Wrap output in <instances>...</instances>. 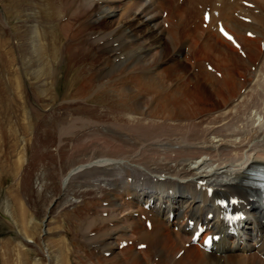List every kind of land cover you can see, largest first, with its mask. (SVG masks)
Segmentation results:
<instances>
[{"label":"bare ground","instance_id":"bare-ground-1","mask_svg":"<svg viewBox=\"0 0 264 264\" xmlns=\"http://www.w3.org/2000/svg\"><path fill=\"white\" fill-rule=\"evenodd\" d=\"M101 1L102 5H98V2H93V0H49L47 2L49 14L45 15L34 8V0H26L25 2L14 0L13 6L5 11L6 15H12V17L22 16V13L32 11L31 13L23 14V17L30 22L32 20H40L39 26L35 25L33 27L29 25L26 28L22 27V30H18L13 26L15 30L12 36L16 40L14 44L16 48L23 46L26 51L24 57L21 54V65L23 66L24 64V70L28 72V69L31 71L36 67L31 74H34L37 78L46 77L47 81L48 79L51 80L50 86H46L44 91L41 89L38 91V88L34 86L35 83L28 86L25 91L21 88L23 83L21 84V81L18 80V75L10 73L9 69L4 71L9 76L17 78L15 79L17 80L15 85L19 87V92H17L20 93V101L23 104V108L29 109V111L32 110L36 116L35 122L32 120L34 124L30 122L31 120L27 122L28 120L25 119L26 123L29 124L28 127L26 125L27 129L25 131L28 132L31 128L38 134H36L38 138L48 135L54 140L59 138L55 137L56 134L61 139L63 135L67 134L66 137L68 136L70 128L75 129L84 126L78 130L82 138L91 131L89 127L87 129L85 124L91 123V119L94 118L91 116L89 122L85 123V118L88 119L89 111L83 112V110H95L94 116L99 117L100 121L97 122V117L93 120L98 125H101L102 122L105 123L102 118L106 115L102 113L104 111H108L110 117L121 112H126L125 115L131 120H138L133 116H142L146 119L151 118L153 121L162 120L166 122V124L156 126L155 130L150 131L151 127L149 128L150 132L144 133L140 124L127 126L129 128L128 132L133 139L131 142L134 141L133 144L127 143L131 148L129 150L136 151L139 146L137 143L143 140L148 142L153 141L155 138H160V142H164V144L160 145L163 146V149L160 151H154L153 146H147L142 149L143 152L139 154L140 157L132 162L134 166L131 169L123 168L121 170L122 174H118L113 166L119 165V162H116L117 159H99L93 161L94 164L71 168L64 174L66 178L65 182L74 174L94 168L93 170H100V173L97 175L103 178L101 182L105 186L120 187L121 192L123 191L125 196L130 197L132 205H137V203L141 202L143 206L147 201L152 200L153 204L148 211L145 212L142 208L140 209V215L146 213L150 216L151 230L140 228V221L136 220H133L134 223H130V229L133 231L136 229V226L140 228L133 232L135 238L141 240L139 244H146L147 249H149L151 244L153 251H149V256L160 252L161 255H158L160 256L159 262L161 264H168L170 255L176 249H179L178 251L183 249L181 248V242L186 237L178 229L176 232L178 242L175 243L171 237L170 227L180 226L178 222L185 219L203 221L206 219V214L213 210V202L218 196H236L242 201V208L247 206L250 208L248 211V221L245 222L238 236L223 238L220 243L216 244L215 251L211 253L201 252L196 247L184 249V254L179 258V262H175L179 264L191 263L190 259L196 255L193 248H196V252L202 256V264H264V204L260 194L251 189L249 185L252 182L249 173L254 172L259 167L264 168V151L263 149L260 152L255 151L257 147L253 144L256 142L255 139H259L261 135H258V137H256V134L249 135L244 140L241 138L239 144L237 145L236 143L237 146L233 149L236 150L237 158L235 160L231 158L232 161L224 160L218 164H214L204 158L200 159L202 154L209 155L207 153L209 151L206 152V148H199V152L195 150L197 152L195 154H202L197 155V158L190 157L188 159L185 158L186 152L181 150L182 148L176 151L171 149V146L175 145V143H181L187 139L193 140V142H202L209 138L211 139V136H214L213 138L215 139L223 136L219 135L220 131H214V129L209 132L207 127L203 128L201 132L198 130L207 118L200 116L202 111L212 110V114H220L216 122L212 123L213 128L217 127L220 130L219 125L225 126V128L227 127L226 132H229L228 138L241 137L239 136L240 133H243L240 131L241 129L235 126V122H229V120H236V122H241L242 129L245 127V123L239 119L242 117L237 115L238 111L233 115H230V113L225 114L223 111L233 108L235 99L240 98V91L246 88L248 83L250 84L251 78H258L253 73L247 71V68L255 64L264 53L257 48V44L261 45L264 42V0H262V4L256 1L259 9H261L256 14L253 12L254 10L251 11L238 6L236 2L230 0H184L181 4L177 3L179 0H127L124 3L126 6L123 10V17L116 20L115 25L114 22L110 21L115 16L111 15L116 10L113 4L115 0ZM196 3L197 5H201V9L211 6L212 15L217 12V18L226 17L228 19L224 23L235 34L236 39L241 45V49H245V59L239 57L236 54V50L232 49L229 43L216 33V30L215 39L220 43H224L225 47L222 48L221 46H217L216 43H212L209 37L200 40L199 44L197 43L201 37L199 26L195 25L193 28L189 26L197 18L193 10H190L194 8ZM71 5H74L73 10H70ZM162 9H166L168 12L166 20H162L161 18ZM88 11L90 15L87 14ZM204 11L205 9L202 10V15ZM234 12H237V15L241 17H249L251 22L244 23L237 21L236 19L238 18L235 19ZM64 17L65 21L62 22ZM215 19L211 16L210 27L213 22L217 21ZM165 22L168 23L167 29H164ZM244 29H246L245 33L249 31L254 34V37L251 39L242 37L241 34ZM55 32L58 33V36ZM135 33H139V35L137 34L138 36H136ZM57 38H61V40L59 41ZM5 40L7 39L5 38ZM63 40L65 43H63ZM140 40L150 41L149 45H152V47L141 46ZM187 40L193 41V46H198L199 48L196 54L193 53L194 66L197 67V70L194 71L195 80L193 82L186 80L185 85H183L184 81H182V88L179 85H173L183 77L184 73L175 76L174 71L170 69L163 70L157 74H150L151 78L145 79L146 74L155 69L162 59H164L162 56L166 50L170 48L171 51H176L178 46ZM114 42H118L116 48L112 46ZM49 44L50 46H48ZM159 47L160 50L157 51L156 49ZM225 49L230 52L228 55L224 52ZM152 50L156 52L154 55L149 56ZM4 54L6 55V50ZM109 55H112V59H110ZM123 55L125 56L124 62L120 60V57ZM204 55L205 57H213L212 59L216 61L214 65L217 68L216 70L222 72L221 77L204 70L202 65V61L205 58ZM97 57H99V61L94 66ZM4 59L5 57L0 55V61ZM115 59H118V61H115ZM262 59H264V55ZM176 63V67H183L186 61L178 60ZM258 67L254 72L256 75L258 71L260 72V67ZM261 69H264V65ZM177 71L182 72L179 69ZM57 76L64 81L61 83L62 85L66 84L64 92H61L60 95L57 93ZM128 76L129 79H127ZM156 76H161L162 78H155ZM2 77L4 76L2 75ZM130 79L142 82V88L145 86V88L147 87V89L152 91L149 93L151 96L145 99L144 97H140L139 91L137 95L132 89L130 90L128 88L130 86H126L125 83V81H129ZM263 82L261 79L258 82L255 80V86H251L250 90L247 89L249 91L247 99L243 97L244 99L240 102L244 108L243 114L246 110L250 109V105L257 109L260 107L259 103H253V99L260 101L261 98H264ZM138 88L140 89V87ZM46 92L49 95V103H54L58 99L66 100L60 108L67 111L73 109L71 112L74 114L72 115L73 117L69 118L68 112L67 114L65 112L59 113L54 111L55 113L50 112V115H47L45 111H42L38 97ZM5 96L7 97V95ZM155 99L157 105L152 107V110L150 109L149 112L144 111L143 107H149L151 105L150 102H153ZM41 100L44 102L43 99ZM244 101L249 105H246ZM0 105V109H2L0 124L3 125L7 121V110H5L2 104ZM90 106H94L96 109H90ZM60 108L55 110L57 111ZM24 113L26 112L24 111ZM170 123L175 125L171 126ZM80 124L84 125L79 126ZM204 124L208 125V123ZM150 125L152 126L153 124ZM167 126L168 128L174 127L175 131H179L181 133L180 137L176 135V138L171 142L174 136L170 139L165 138L167 139L165 140L162 139V134L158 135L155 133L156 130L164 129ZM195 131L197 135L193 138L191 135ZM260 131L261 129L258 128L255 133H260ZM66 137L64 138L67 139L68 137ZM101 137L103 136L101 135ZM111 138L113 136L106 138V140ZM121 142L126 145L124 141L120 140ZM217 142H220V140L217 139L215 143ZM210 143L212 144V141ZM263 147L264 144L262 145ZM38 150L40 151L39 148ZM149 151L152 156H162L163 159L158 158L157 160L154 157L151 158L150 154V159L144 157V152L147 153ZM226 151L224 147L220 150L218 149V155L221 157ZM167 160L171 163H167ZM110 161H112V164L107 165V162ZM110 173H113V175ZM95 177L97 178V176ZM129 177L132 178L130 183L127 182V178ZM200 181L205 182V185H198ZM207 185H210L214 189L211 198L207 197L206 190L204 189ZM121 192H118V195ZM88 193L90 194L89 191ZM169 213H173L172 223L167 219ZM95 222L102 226L105 224L104 221L92 218L86 223L84 229L94 226L93 231L97 232L96 230H98V234L106 231L96 227ZM209 223L212 226L214 225L215 228H222V225L217 223L215 217ZM126 226L128 228L129 225L127 224ZM94 243L97 244L98 242ZM101 243L103 244L102 241ZM81 244L86 248V242ZM79 246L81 247L80 244ZM243 253L248 254L244 256ZM148 255L146 256L147 258H149ZM141 260L138 258L139 263H141ZM145 261L147 260L144 259L143 262ZM171 264H174V262Z\"/></svg>","mask_w":264,"mask_h":264},{"label":"rangeland","instance_id":"rangeland-1","mask_svg":"<svg viewBox=\"0 0 264 264\" xmlns=\"http://www.w3.org/2000/svg\"><path fill=\"white\" fill-rule=\"evenodd\" d=\"M13 1L14 0H0L1 2L0 9L2 11L4 10L3 12L0 10V13L1 12L3 13V15H1L2 19L0 20V45H1L0 55H3L5 57L4 60L0 61V64H1L0 65V83H1L0 84V104H2L5 110H7L6 111L7 121H5L3 125L0 124V126L2 127L0 129V132H2L1 133V144L2 145L0 144V264H161L159 262L160 256L158 255V254L161 255L160 252L156 253V255L158 256H156L155 254H152L151 256L148 255L149 251H153L151 249L152 248L151 244L149 246V249L145 247L146 251L148 250L147 252L144 250L143 251L135 250L134 248L135 244L132 246H128L125 249H120V250L117 249V244L119 245V241L136 239L133 232H135V230H138L142 227L139 228L136 226V229L133 231L132 229H130V223L131 222L134 223L133 220L140 221L139 219H134L132 216H127L128 218H125L124 221L120 222V225L119 223H117L118 225L114 223L113 226H109L106 223V222H110L113 218H116L117 212L121 210L118 208H123L124 206L122 204H117V206H114V205L107 206L106 205L108 204V201H106L105 198L102 197V194L104 191L108 192L109 190L103 187V183L101 184L102 178H99L97 176L98 178L97 179L96 177L92 176L93 173L89 174L87 171H85L83 175H82V172H80V173L70 176L69 178L70 180L68 179L65 182L66 178L64 174H66L67 169L69 171L71 168L82 166V164L84 165L85 163L89 161H93V160L95 161V159L104 158V157H109L108 160L117 159L116 162H119V160L122 161L120 165H122L123 167H119L118 165L116 167V165H113L114 168L116 169V172L118 174H122L121 170H123V168L131 169L134 166V165H131L133 164L131 160L135 158L136 159L139 158L140 157L139 154L143 152L142 149L146 148L147 146L148 147L153 146L152 148L154 149V151H160L161 149L159 147H162L163 149V146H160V145L164 144V142H160L161 141L160 138L158 139L155 138L153 139V141L151 140L148 142L143 140L142 142L137 143L139 146L136 151L129 150L131 148L130 146L127 145V143L133 144L134 141L131 142V140L133 139L131 138V134H129L128 132L129 128L127 126L129 125L130 127V125L140 124V126L142 127V131L144 133V132L149 131V128L152 127L150 131H153L157 128L156 126L162 125L164 123L166 124V122H163L162 120L153 121L151 118L146 119L142 116L141 117L137 116V119H138L137 121L136 119L131 120V119H128L127 116L125 115L126 112H121L115 116L110 117L108 115V111H104L102 113L106 115L103 116L102 118L104 119L103 121H105V123L102 122L101 125L100 124L98 125V124H95L93 120L94 118L97 117V116H94L95 110H83V112L89 111L88 119L85 118L86 119L85 123L89 122V120L91 119V116L94 117L91 119V123L85 124L87 126V129L89 128L91 129L88 135L81 138V134L78 133V130L83 128L84 126H81V125H84V124H80L79 126L81 127H77L75 129L70 128L69 134L67 136L68 138L66 137L67 135L66 134V135H63V137L60 139V136L56 134L55 137L56 138L59 137L57 138L59 140L54 139V141H52V139H50V141H47V142H50L49 144H47L46 142H40L39 140L42 139V137L41 138L37 137L39 140H34V137L36 135H33L34 134L33 130L30 128L32 131L30 130L27 132L25 131V129H27L29 125L28 123H26V120H28L27 122H29V120H31L30 122H33L32 120H34L35 122L36 116L34 115L32 110L29 111V109L23 108L22 106L23 104L20 101V93H18L19 87L15 85L17 81L15 79L17 78L9 76L4 71L9 69V72L11 71L10 73L14 75H18L19 76V77L17 76L18 80L21 81L20 82L21 84L23 83L21 85V88L25 91L28 86L32 85V83L37 84V85L34 84V86L38 88V91L40 89L44 91L46 86L48 87L50 86L51 80L48 79V82H47L46 77L37 78V76H34V74H31L36 67L32 69L31 71H29L28 69V72H27L24 70V64L23 66L21 65L22 55L24 57V55L26 54V51L23 46L16 48V46L14 45L16 40L12 36V33L15 30L13 26H15L18 30H22V27L26 28V26H29V25L34 27L35 25H38L40 23V20L39 21L32 20L30 22L28 19L26 20L23 17V14H27L28 12L31 13L32 11H26L21 14L22 16L19 15L16 17L14 16L12 17V15H9V16L6 15L5 11L8 10L9 7L13 6ZM21 1L25 2L26 0H21ZM34 1H35V5H34L35 9L39 10L42 14H45V15L49 14V8L47 5V2L49 0H34ZM256 1H259V0H256ZM118 2L122 4L123 8L120 5V3L116 4L117 0L113 2L117 10H115L116 12L111 14L115 16H113V19H110V21L114 22V25L116 24V20H119L123 17V10L125 9V6H126L124 3L127 2V0H118ZM73 8H74V5H71L70 10H73ZM87 14L90 15L89 11L87 12ZM237 17H239V15H237ZM1 21L5 22L3 23L4 25H2ZM6 23L8 24L9 27H5ZM193 24L194 23L190 24L189 26L193 28ZM8 31H11V33H9ZM55 34L58 36L57 32H55ZM135 34L136 36L139 35V33H135ZM207 37H209V39L212 40L213 42L212 37L210 36H207ZM5 38L7 40H5ZM9 39H10V43H9ZM57 39L59 41L61 40V38H57ZM216 41L218 42L219 45H221L222 47H225L224 43H220L218 40ZM149 42L150 41L148 40L139 41V43H141V46L151 48L152 45L150 46ZM63 43H65L64 40H63ZM117 45H118V42L117 43L114 42L112 44L114 48H116ZM182 45L189 46V43L185 42L184 44H181L179 47L182 48ZM48 46H50V44ZM194 49H195L194 53L196 54L199 48L198 46H196L194 47ZM5 50H6V55L4 54ZM156 50L159 51L160 47ZM155 52H156L155 50H152L149 56L154 55ZM177 53L179 54L178 48L176 51L175 50L171 51L170 48L166 50L164 55L162 56V58H164L161 61L162 63L160 62L158 66L155 67V69H153L152 71H149L146 74L145 79L151 78V75H153L154 73L157 74L158 72H162L163 70L170 69L174 71L175 76H179L184 73L183 77L173 85H179L182 88V84L185 85L186 80L189 82H193L195 80L194 72L192 74H187V72H192V70L190 69H193V68L190 65L185 63L183 67H180V66L176 67V65H174V61H169L171 56L173 54L176 55ZM109 57L110 59H112V55H109ZM124 57H125L124 55L120 57V60L122 62L125 61ZM205 58L211 61L214 60L210 56H206ZM98 61H99V57L95 59L94 66L97 64ZM115 61H118V59H115ZM165 61H167V63L163 65ZM15 63H18L20 67L16 65ZM258 65L260 67V68L258 67L260 72L259 71L257 72L256 77L263 79L264 69L263 70L261 69L263 65H260V64ZM16 67H19V68L17 69ZM176 69L177 70L179 69L182 72H179ZM22 72H25V73H22ZM2 75L4 77H2ZM155 78H162V77L156 76ZM56 79H57V93L60 95L61 92H64L66 84L64 83L62 85L61 83H63L64 81H62V79L59 78L58 76L56 77ZM127 79H129V76ZM255 80L256 79H254V81L251 82L252 87L255 86ZM58 81H59V84H58ZM182 81H184V83H182ZM38 83L39 84L41 83V84L39 85ZM125 83H126V86H130L128 88L130 90L132 89V91H134L136 94L139 91L141 94L140 97H144L145 99H148L151 96V94L149 93L152 91L150 89H147V87L145 88V86H143L142 88L141 86L142 82H139L138 80L136 81V80L130 79L129 81H125ZM137 86L140 87L141 90ZM61 88L63 89L62 91H61ZM248 90H250V88ZM50 92L52 93L51 90ZM246 92L240 93V98L238 97L237 99H235L233 103L234 106L232 109L223 111V113L225 114L230 113V115H233L234 113H236V111H238L237 115L242 117L239 119H241L242 122L245 123V127L242 129L241 122L237 123L236 120H229V122H236L235 126L241 129L240 131L243 132V133H240L239 135L241 137L237 136V137L228 138L227 136H229L228 135L229 132L228 131L226 132L227 127L225 128V126L222 127L221 125H219L218 127L220 128V130L217 127L213 128L214 126L212 123L216 122L217 117L220 114L218 113L212 114L211 112L212 110L202 111L200 116L207 117L206 119L205 118H202V119H205L204 123H208V125H205L203 123L202 127L199 128L198 130H200L201 132L203 128L207 127L209 132L212 131L213 129L214 131H218V132L220 131L219 135H223L222 137L217 138L218 140H220V142L215 143L217 139L213 138L214 136H211V139L209 138L205 140L206 142L205 141L193 142V140L187 139L181 143H175V145L171 146V149L176 151L182 148L181 150H184L186 152L185 158L188 159L190 157L197 158L199 154H202V153L195 154L199 152L198 149L206 148V152L209 151L207 152L209 154L208 157L202 154L200 159L201 158L206 159L207 157L208 161L209 159H211L212 162L216 164L220 163L221 162L220 160H223V161L224 160L225 161L234 160L237 157V154L235 152L236 150H233L234 147H236L239 144V141L241 138L244 140V138L246 137L248 138L249 135L256 134V137H258V135H261L259 139H255L256 142L253 144L256 145L257 148H255V150L257 152L258 150H260V148L263 149L262 147H260L261 145H263V142H264L263 141L264 140V136H263L264 135V107H262L264 105L262 103V106H261V103H260L263 98H261L260 101H258L257 99H253V103L254 102L259 103L260 107L257 109V108H254L252 105H250V109L248 110L250 111V113L252 110L253 112L251 114L250 113L247 114L249 111L246 110L245 113L243 114L244 108L241 106L242 103L240 102H242L244 98L247 99L249 95V91L247 93ZM5 95H7V97ZM45 96L38 97L40 101L41 99L44 100V105H42V107L40 108L42 111L50 112L51 110V112L53 111V113L55 112L67 113L68 112L69 113V114L67 113L68 117L69 115L71 116V118L73 117L72 115L74 114L71 113L73 109H69V111L62 109L63 110L62 112L60 108L62 103L66 102V100L58 99V101L54 102L55 103L54 104V103H49V99H48L49 95L47 92L45 93ZM40 103L41 102H39V105ZM150 103L151 105L149 107L147 108L143 107L144 111L146 110L149 112L150 109L152 110V107L157 105L156 99ZM244 103L246 105H249L245 101ZM100 107L110 108V107H105V106H100ZM0 108H1V105H0ZM57 108H60V109L56 111L55 109ZM92 108L96 109V107L90 106V109ZM1 110L2 109H0V116L2 113ZM24 111L26 113H24ZM132 112H135V111H132ZM254 113H255V117L263 118L261 120L262 124H260L262 128L256 127L257 124L254 123V120L250 121V118L248 119V117L246 116V114L253 116ZM127 114H130V113H127ZM77 117H81V116H77ZM156 118L160 119L159 117H156ZM97 119H98L97 122H99L100 118L97 117ZM150 124H153V125L151 126ZM170 125L172 126L175 124L170 123ZM4 126H5V129H4ZM173 128L174 127L168 128L167 126L164 129H168V130L158 129L155 131V133L158 135L162 134L163 135L162 139H165V138L170 139L171 137L174 136V138L171 140L172 142L176 138L175 137L176 135H178L179 137L181 135L179 131H175L176 129L175 128L173 129ZM258 128L261 129L260 133H255V131ZM101 135L103 137L100 138ZM196 135H197L196 131L194 133L192 132L191 137L194 138L196 137ZM111 136H113V138L111 139L114 141H112L111 139H107L108 140L107 141L106 138H110ZM46 137H49V136L47 135ZM64 137H66L67 139H65ZM73 139H78V140L74 141ZM80 139L84 141H79ZM120 140L124 141L126 145H124L122 142L120 143ZM59 141L60 142L63 141V142L60 144ZM211 141H212V144L210 143ZM62 144H65L66 146ZM47 145L49 146L43 152V146H47ZM56 147H60V148L57 149ZM223 147L227 151L223 153L224 155H221L220 157L218 155V149L220 150ZM38 148L40 149V151L38 150ZM54 150L59 151V152L55 153ZM129 151H132V152H129ZM137 151L138 153H135ZM131 153H135V154H131ZM145 153L146 152H144L143 156L148 157L149 159H150V156L151 158L154 157L157 160L158 158L163 159L162 156L160 157H158V155L152 156L150 151L147 152L146 154ZM136 159L134 161H136ZM104 160H107V159H104ZM72 161L73 163H71ZM169 161L167 163L170 164L171 162ZM127 163H130V165L125 166V164ZM89 164H94V163L91 162ZM89 164H86V165H89ZM64 166L65 167L69 166L70 168L69 167L65 168ZM110 174L113 175V173H110ZM37 181L39 182V184H37ZM61 183L67 185L66 187H64V190H62ZM88 191L90 192V194L88 193ZM110 198H113L115 200L114 201L115 203L124 202L122 201L121 197L118 198L115 196V194H110ZM89 208L91 209L93 213L92 216L88 214V216L91 219L95 217L100 221H104L105 223L103 224L104 226L97 224L96 227H99L100 229H103L106 231L98 234L97 233L98 230H96L97 232L93 231L94 226H89L86 229H84L86 227V223L90 221V219L88 221H85L84 219L87 220L88 217L81 216L80 213H83V212L85 213V210ZM123 209H130V208L124 207ZM135 209H137V207ZM48 211H49V214H47ZM123 211H124L123 213L125 214L126 210H123ZM105 214L107 215L103 216ZM46 215L48 217H47L46 222H44ZM118 218L122 220L121 217H118ZM125 224L129 225L128 228ZM43 225L45 226V230H44L45 235L42 236ZM171 228L173 227L169 228V230L171 231V237H172V240H174L176 243L178 242V238L176 237V232H174L173 229ZM142 229H146V228H142ZM148 230L150 231L151 229H148ZM111 232H112V235H110ZM95 234L99 236H96ZM102 234H103V237H102ZM131 236H133L134 238H132ZM100 238H102L103 244L99 240ZM123 238L126 240H124ZM83 241L86 242V245H85L86 248H84L83 244H81V243H84ZM94 241L98 242L97 244L100 248L99 247L95 248L96 246H93L95 244L93 243ZM145 241L148 242L147 240ZM79 244L81 245V247L79 246ZM105 244L106 246H104ZM181 244H182L181 248H183L182 247L183 243L181 242ZM137 245H139V242L137 243ZM90 246H92L94 250H91ZM255 248H256V245H255ZM178 250L179 249H176V251ZM193 250L196 255L195 257H192L194 259L192 258L190 259L191 263L189 264H202L203 263L202 256H200V254L196 252L197 251L196 248L195 249L193 248ZM176 251H174L172 255H175L177 253ZM184 251H183V254H184ZM102 252H108L110 253V255L105 257L103 256L104 253ZM138 252H139V255H138ZM247 254L243 253L244 256H246ZM147 255L149 256V258L146 257ZM172 255H170L168 264H171L173 262L174 264H179V263H176V262H179V259L175 260L174 256ZM219 255H221V253H219ZM175 257H177V255H175ZM138 258L142 259L141 263L138 262ZM144 259H146L147 261L143 262Z\"/></svg>","mask_w":264,"mask_h":264}]
</instances>
